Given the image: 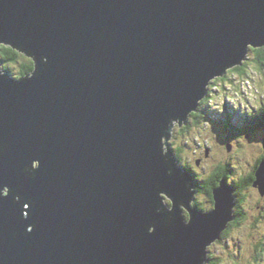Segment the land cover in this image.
<instances>
[{"label": "water", "instance_id": "obj_1", "mask_svg": "<svg viewBox=\"0 0 264 264\" xmlns=\"http://www.w3.org/2000/svg\"><path fill=\"white\" fill-rule=\"evenodd\" d=\"M0 40L48 58L38 78H0V264H199L234 187L221 180L216 211L190 209L188 225L157 214V186L187 204L192 180L167 175L159 137L264 43V0H0ZM255 183L264 194V165Z\"/></svg>", "mask_w": 264, "mask_h": 264}, {"label": "clouds", "instance_id": "obj_2", "mask_svg": "<svg viewBox=\"0 0 264 264\" xmlns=\"http://www.w3.org/2000/svg\"><path fill=\"white\" fill-rule=\"evenodd\" d=\"M10 45L25 53L28 59L8 60L0 62V78L7 74L19 82L38 78L41 71H46L48 58L30 54L13 44L0 40V46ZM27 67H24V66ZM43 65V68L40 67ZM264 43L248 42L244 46L243 55L237 63L226 64L222 71L206 77L203 82V94L196 100L195 107L190 108L183 117H170L164 125V132L159 137L158 151L163 159L166 173L173 176L177 172L183 178L188 172L191 181H185V189L190 194L187 204L176 201L167 192L157 186V214L178 213L185 225L191 223L190 209L203 214L216 211L217 200L215 190L220 187L221 180L232 193L233 206L231 219L224 222L219 233L207 240L202 249L199 264H264V199L257 180V162L264 157V139L250 138L248 132L239 131L230 139L222 140L211 120L206 118L205 109L223 115L226 106L248 118L264 114ZM30 68V70H27ZM243 75H240V73ZM243 126L239 121L235 128ZM6 151V145L0 144V153ZM41 167L39 159H33L22 169L29 178L34 179L36 171ZM230 169V171H229ZM223 176L216 184V179ZM255 179H252V177ZM11 193L9 186L0 187V198H7ZM13 200L22 207V219L29 216L31 201L25 202L20 194ZM162 222L170 225L172 216H164ZM35 228L29 224L26 233ZM156 223L149 225L147 232L153 234ZM15 235V234H14Z\"/></svg>", "mask_w": 264, "mask_h": 264}, {"label": "rangeland", "instance_id": "obj_3", "mask_svg": "<svg viewBox=\"0 0 264 264\" xmlns=\"http://www.w3.org/2000/svg\"><path fill=\"white\" fill-rule=\"evenodd\" d=\"M0 59L2 60L1 52H0ZM21 59H28L29 60L30 58L27 57V58H21ZM261 71L264 72V70H262V69H261ZM205 112H206V118L212 121L215 130L218 131V133L220 135V138L222 140H225V141L227 139H230V137L233 136L232 133L230 132L231 130H233L234 135L237 134L238 131H240V129H237L236 128L234 130V129H232L230 127V123L228 122L229 121V118L232 119V123H233L234 126L239 121L242 122V124H243L242 127H244L246 125L244 128L249 127L251 125L250 122H248V121L246 122L245 121V118H248V117H246V116H239L238 113H235V112H233L231 110V107L230 106H226V110H225V113L223 115H217L215 112H208L207 109H205ZM243 122H245V123H243ZM256 130H258V129L255 128L253 130L254 133H252L253 131H250V130H244V132H248L250 134V138L264 139V129H262L260 131H257V132H256ZM261 198L264 199V196L262 195Z\"/></svg>", "mask_w": 264, "mask_h": 264}, {"label": "trees", "instance_id": "obj_4", "mask_svg": "<svg viewBox=\"0 0 264 264\" xmlns=\"http://www.w3.org/2000/svg\"><path fill=\"white\" fill-rule=\"evenodd\" d=\"M0 52H1V57H2V60L0 59L1 60L0 62H5V61H8L10 59L11 60H18L21 58H27V56L23 55L22 53L14 50L13 48H11L9 46H1ZM24 67H27V66L25 65ZM261 69L264 70V67H262ZM27 70H30V68H28ZM240 75H243V73L241 72ZM245 121L250 122L251 125L249 127H246L247 129L244 128L246 125L244 127H241L240 131H244V130L253 131L255 128H257L258 129V130H256V132H257V131L264 129V114H261L259 117H254L252 119L251 118H249V119L245 118ZM228 122L230 123V127L235 130L236 128L233 127L234 125L232 123L231 118H229ZM243 123H245V122H243ZM230 132L232 133V135H234L233 130H231ZM252 133H254V131ZM261 160H264V157H262ZM259 166H260V161L257 162V167H259ZM229 171H230V169H229ZM222 176H223V172H221L219 174V177L216 179V184H219V179ZM252 179H255V177L253 176Z\"/></svg>", "mask_w": 264, "mask_h": 264}, {"label": "bare ground", "instance_id": "obj_5", "mask_svg": "<svg viewBox=\"0 0 264 264\" xmlns=\"http://www.w3.org/2000/svg\"><path fill=\"white\" fill-rule=\"evenodd\" d=\"M262 161H264V160H262ZM261 165H264V162H262Z\"/></svg>", "mask_w": 264, "mask_h": 264}]
</instances>
